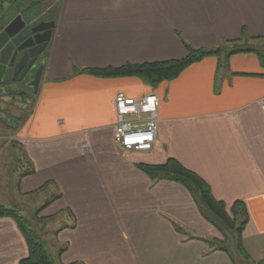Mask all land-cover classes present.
Returning <instances> with one entry per match:
<instances>
[{"label": "crops", "instance_id": "1", "mask_svg": "<svg viewBox=\"0 0 264 264\" xmlns=\"http://www.w3.org/2000/svg\"><path fill=\"white\" fill-rule=\"evenodd\" d=\"M19 1H0V26L23 15L19 11L10 18V7ZM49 3L51 17L43 20L55 24L37 93L22 83L0 94L1 108L14 90L25 91L20 99L30 104L24 115L12 114L16 125L6 120L10 131L0 126V203L23 201L29 207L35 202L38 208L51 196L36 220L64 218L55 235L65 251L58 256L51 250L63 264H235L226 251L211 247L208 240H223V235L202 215L188 188L172 180L153 181L140 167L174 158L203 178L228 211L237 200L246 204L244 247L253 260L262 259L261 58L253 52L208 56L156 85L83 70L182 59L186 43L216 47L242 39L244 31L264 37V0ZM33 18L31 13L25 19L41 20ZM137 82L145 90L128 93L126 86ZM150 91L160 98L154 147L123 150L114 138L115 97L123 92L138 98ZM7 137L14 141L2 140ZM27 165L34 172L20 178ZM41 193V200L24 201ZM28 255L16 220L0 216V264H20Z\"/></svg>", "mask_w": 264, "mask_h": 264}, {"label": "trees", "instance_id": "2", "mask_svg": "<svg viewBox=\"0 0 264 264\" xmlns=\"http://www.w3.org/2000/svg\"><path fill=\"white\" fill-rule=\"evenodd\" d=\"M263 42L264 37H250L244 31L242 39L224 41L216 47L196 48L186 43L188 53L182 59L144 64L129 63L121 67L87 68L83 72L100 77H137L146 84L156 85L161 81L175 78L186 67L208 56H221L224 53L230 56L238 53L253 52L264 63ZM23 94H26L23 90H14L9 95L16 97V95L23 96ZM140 167L153 181L172 180L188 188L200 207L202 215L223 235V240H208L213 249L226 251L230 254L235 264H240V260L244 264H264V256L262 259L255 261L245 250L243 231L250 217L247 206L243 201L237 200L231 207V210L228 211L225 203L214 197L210 186L203 178L174 158H169L164 164H142ZM33 172L34 168L27 165L20 178L31 175ZM53 200L47 201L37 210L36 218ZM0 216H9L16 220L19 228L25 235L29 246V255L21 260L20 264H63L59 260V257L52 254L49 247L46 246L45 241L36 234L35 230L31 228L29 221L17 209L0 203ZM64 251L65 248H61L58 256ZM235 255L236 257H234ZM71 264H79V262L76 261Z\"/></svg>", "mask_w": 264, "mask_h": 264}, {"label": "water", "instance_id": "3", "mask_svg": "<svg viewBox=\"0 0 264 264\" xmlns=\"http://www.w3.org/2000/svg\"><path fill=\"white\" fill-rule=\"evenodd\" d=\"M54 24L52 20L32 24L19 14L0 26V94L16 83L37 93L44 70V62L39 59Z\"/></svg>", "mask_w": 264, "mask_h": 264}, {"label": "rangeland", "instance_id": "4", "mask_svg": "<svg viewBox=\"0 0 264 264\" xmlns=\"http://www.w3.org/2000/svg\"><path fill=\"white\" fill-rule=\"evenodd\" d=\"M15 1V0H14ZM29 1H35V0H26L23 2V0H20L18 3L15 2V4L10 7L11 12H10V18L18 13L19 11L22 12L23 16L25 18H29L31 16V13L34 15V18H41L40 22L44 21L43 19H49L51 17V13L49 12L51 4L49 3L50 0H42L41 2L36 3L35 5L30 6ZM28 2V4H27ZM29 5V7H28ZM57 13V11H55ZM33 18V19H34ZM51 21V20H50ZM37 22V21H36ZM264 44V43H263ZM20 85V84H19ZM19 85H13L9 89H17V86ZM24 87L28 88L27 86L24 85ZM146 88V85L143 82H137V83H130L129 85L126 86V90L128 93L136 94V93H142ZM30 90V88H28ZM129 94V95H130ZM9 101L7 104L3 106V108L0 107V115H4V117H0V126L1 127H8L7 119H10V124L15 123L16 125V120L14 117H12V114L15 112L20 113V116L24 115L22 110L26 113L30 107L29 102L24 101V99H20V96L16 97H9ZM18 99V100H17ZM16 104V105H15ZM11 126V125H10ZM10 126L7 128V131H10ZM2 140H7V141H14L12 138H6ZM21 161V159H19ZM19 161V163H20ZM19 167L20 164H19ZM21 170H23L21 168ZM44 193H41L39 195H34L24 199L26 202H30V200H35L38 198L39 200L43 199ZM52 197L47 196L45 199L50 200ZM44 200H42L43 202ZM21 204L23 201H19ZM31 202L30 206H22L19 203L15 204H10L7 207H11L14 209H17L24 218H26L29 223L31 224V228L35 230L36 234L45 241L46 246L49 247L50 250H54L56 254H59V250L61 247L57 243L56 240V230L58 227H63L64 226V218L62 215H58V219L54 220L53 222H41L36 220V212L39 210V207L37 208L38 204H35V202L32 204ZM40 205V204H39ZM24 207V208H23ZM41 208V207H40ZM24 209V210H23ZM50 223V224H49ZM58 252V253H57ZM58 257V256H57ZM240 264H244L243 261L240 260Z\"/></svg>", "mask_w": 264, "mask_h": 264}, {"label": "built area", "instance_id": "5", "mask_svg": "<svg viewBox=\"0 0 264 264\" xmlns=\"http://www.w3.org/2000/svg\"><path fill=\"white\" fill-rule=\"evenodd\" d=\"M114 108V138L119 147L123 150H152L157 139L160 108L157 93L150 91L137 98L120 92L115 97ZM83 147L86 148L87 144H83Z\"/></svg>", "mask_w": 264, "mask_h": 264}, {"label": "flooded vegetation", "instance_id": "6", "mask_svg": "<svg viewBox=\"0 0 264 264\" xmlns=\"http://www.w3.org/2000/svg\"><path fill=\"white\" fill-rule=\"evenodd\" d=\"M49 43V42H48ZM46 49H47V47L45 48V50L43 51V53L40 55V59H39V62L41 63L42 61L44 62V59L42 58L44 55H45V53H46ZM19 84H22V83H16V85H19ZM18 87V86H17Z\"/></svg>", "mask_w": 264, "mask_h": 264}]
</instances>
